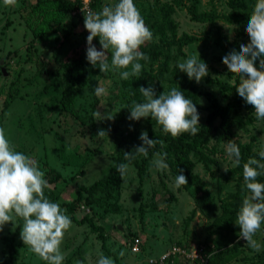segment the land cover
<instances>
[{
	"label": "rangeland",
	"instance_id": "374dc122",
	"mask_svg": "<svg viewBox=\"0 0 264 264\" xmlns=\"http://www.w3.org/2000/svg\"><path fill=\"white\" fill-rule=\"evenodd\" d=\"M38 1L17 0L15 6H5L3 0H0V60L3 57L0 64V127L6 129L8 139L16 151L37 161L49 183L45 192L52 190L58 197L60 206L66 209V206L76 198L78 188L89 187L98 178L96 176L107 170L112 163L115 150L114 134L124 137L127 146H130L141 141L139 136L142 131L154 130L158 133L161 127L151 117L130 121L128 119L130 113L125 115L121 122L115 123L117 113L124 107L121 96V92L125 91L123 83L130 80V78L122 80L119 72L109 71L105 74L100 71L98 65L97 72L89 75L83 85L69 79L66 63L73 54L87 49L89 33L84 31L83 24L76 27L72 25L70 16L62 19L53 17L54 19L49 20L48 14L59 9L51 8V4H47L48 10L42 12V19L38 23L36 21L38 14L35 17L32 12ZM52 1L54 0H47L45 3ZM227 1L134 0L142 16L147 15L148 8L153 4L173 6L171 18L178 26V36L182 33L201 35L204 31L219 26L231 41L240 45L247 44L250 37L246 27L231 26L224 22L223 17L228 12ZM256 2L257 0H246L252 11ZM116 3L118 0H103V6H112ZM194 8L198 13L215 10L221 20L217 19L213 23L194 22L189 14V10ZM43 15H46V19ZM50 21L53 22V26L47 29V22ZM154 21L151 18L145 22L150 27ZM69 29H72V35L64 38L61 32ZM150 30L153 32L152 28ZM153 34V40L156 41L157 35L154 32ZM46 35L49 37L45 38ZM93 43L97 49L101 48L99 37H96ZM182 51L185 57L175 48H171L158 61L167 66V71H164V82H159L155 77L152 79L157 71V64L146 65L144 75L146 87L154 85L157 93L170 91L173 87L178 89L177 81L170 75L171 70L178 67V62L191 55L199 58L200 54L201 60L208 66L209 75L200 83L195 82L197 89L208 91L221 105L231 103L237 93L233 86L239 82V78L230 73L223 63L225 55L212 45L206 53H202L201 44L186 46ZM124 70L128 69L121 71ZM98 80L106 87L107 96L97 97L94 94L93 88L99 83ZM70 87L79 88L74 98ZM195 104L200 115V125H203L211 111L209 101L205 97H200ZM5 113L10 115L6 116ZM105 113H111L114 119H103ZM241 117L245 128L240 129L237 122L233 123L235 139L241 140L244 144L253 140V144L261 148L264 145V119L257 120L255 112L247 114L244 111L241 112ZM100 129L107 130L109 135L103 138L96 136ZM94 151H97V154L93 158L91 153ZM204 152L210 159L209 169L206 170L202 164L196 163L194 171L205 182L212 196L210 210L194 209L190 192L175 187V171L170 167L164 172H160L154 166L149 167L144 173L147 178L142 186L143 195L140 197L137 191L138 182L131 168L124 179L122 196L124 214L129 220L118 216H116L118 219L110 218L113 216L106 215L97 206H93V210L89 209V206L84 204L86 193H83V200L75 213L72 214L66 209V214L77 221L84 214L92 215L95 223L103 226L109 238L103 250L97 233H91L85 223L79 225L74 221L62 244V252L65 254L63 264H68L69 258L70 264H78V255H74L76 253L74 250H78L84 243L82 255L86 259L85 264H97L101 254L111 257L109 253L122 260L120 262L122 264L131 263L133 260L135 264H146L151 256L157 257L174 245L192 250L202 244L217 252L216 255H210V264H264V225L255 237L262 245L260 252L247 247L246 242H243L244 245L241 247L242 243L238 240L240 228L235 223L237 216L230 206V196L235 192L238 175L231 176L228 181L223 178L225 168L235 167L226 153V141L218 133H213ZM82 159L85 162L81 165ZM89 159L93 160L87 162ZM82 168L85 169V174L84 171L81 172ZM56 173L59 174V180L56 179ZM241 185L243 201L247 195L243 179ZM141 202L155 206V209H145L143 226L138 216L132 217L131 212ZM134 214L138 215L137 212ZM20 220L21 218H17L16 227ZM116 225L122 227V233L129 229L132 234L125 238L126 234L122 236L120 230L115 229ZM13 227V224H7L0 234L13 237L16 245L24 248L18 251L21 259L17 264H46L21 240V229L14 233L16 227L14 231ZM131 242V246L137 245L140 251V245H143L140 255L130 252ZM233 245L240 246L232 248ZM5 246L0 239V259L8 255ZM121 251L125 253L122 257L119 255ZM177 259L176 264H187L189 261L183 256H178Z\"/></svg>",
	"mask_w": 264,
	"mask_h": 264
},
{
	"label": "clouds",
	"instance_id": "9594fccd",
	"mask_svg": "<svg viewBox=\"0 0 264 264\" xmlns=\"http://www.w3.org/2000/svg\"><path fill=\"white\" fill-rule=\"evenodd\" d=\"M3 3L5 6H15L17 0H3ZM84 27L89 33L86 59L93 67L99 65L102 73L119 72L122 80H128L141 74L143 65L140 61H150V56L142 52L141 48L153 41L154 34L146 25L134 0H118L115 5L104 6L99 12H88L85 14ZM246 32L250 42L242 43L239 51L231 50L223 57V63L230 73L239 78L236 92L246 104L254 108L257 120H261L264 119V0L255 3ZM96 37H99L100 49L93 43ZM177 66L187 74L189 80H195L196 83L209 75L208 66L201 60L200 54L199 58L196 55L189 56L178 62ZM93 91L97 97L108 95L102 81L94 86ZM139 92L144 100L133 102L129 108L130 121L151 117L173 138L185 133L192 136L199 133L201 125L198 109L183 91L173 87L158 95L154 85L150 84L148 87L141 86ZM5 115L9 116L10 113ZM103 119L112 120L114 116L105 113ZM108 135L107 130L100 129L96 136L103 138ZM139 139L142 145L136 146L132 152H124L128 163H120L116 167L122 179L131 171L133 160L138 156L147 158L150 152L153 157L152 166L160 172L169 168L166 163L167 152L163 151V140L150 139L147 131H142ZM157 144L161 150L153 151ZM226 153L234 166L241 164V149L235 140L227 142ZM261 176H264V145L258 152V158L250 157L243 163L247 195L243 198L235 221L240 228L239 238L255 252H260L262 248L255 237L264 225V183L258 179ZM187 184L188 178L184 170L180 169L175 178V187ZM48 187L45 172L40 170L37 161L16 151L8 139L6 129L0 127V232L9 223L13 224L14 231L17 218H21L23 225L20 238L30 251L46 264H63L65 254L62 252V244L73 222L66 214V209L45 195ZM124 254L121 251L119 255L122 257ZM78 264H83V261ZM97 264H115V261L101 254Z\"/></svg>",
	"mask_w": 264,
	"mask_h": 264
},
{
	"label": "trees",
	"instance_id": "16d2710c",
	"mask_svg": "<svg viewBox=\"0 0 264 264\" xmlns=\"http://www.w3.org/2000/svg\"><path fill=\"white\" fill-rule=\"evenodd\" d=\"M47 0H39L37 5L33 7V15L36 14V21L39 23L42 19V12L46 9L48 10V5L51 4V8L57 9L56 11H51L50 16H48L49 20L53 17H57L58 19L66 18V16L71 17V24L75 27L78 24L84 25L85 14L86 12L81 10L82 1L81 0H54L49 3H45ZM228 12L223 17L224 22L228 25L234 26H247V22L249 20V16L252 13L251 6L246 3V0H228L227 3ZM103 0H92L90 3L91 12H99L102 10ZM173 13V6H168L166 4L157 5L153 4L148 8L147 15L143 16L145 21H150L151 18L155 20L149 25V28H152L153 32L157 35L156 41H151L146 45L142 46L141 51L150 56V61H140L143 65L142 72L139 76L130 77L129 81H124L123 87L125 91L121 92V96L123 99L124 107L117 113L115 118V123L121 122L125 115L130 113L131 106L133 102H142L144 100L142 94L139 92V88L141 86L146 87L145 84V67L148 64H157V71L152 79L155 77L159 82H164V71H167L166 64L160 61L166 54L167 51L171 48H175L178 53L184 56L182 49L186 46L201 44L202 53H206L209 46L212 45L218 48L224 55L228 54L231 50L235 49L239 51L240 44L231 41L229 37L223 33L221 27H216L215 29H210L204 31L201 35H189L187 33H182L178 36L177 33V24L171 18V14ZM190 18L194 22L198 23H213L220 17H217L216 11L211 10L209 12H201L198 13L196 8L189 10ZM43 18L46 19V15H43ZM53 18V19H54ZM221 20V19H219ZM53 26V22H47V29ZM87 31L86 29L84 30ZM64 38H68V36L72 35V29L61 32ZM169 34V35H167ZM49 35H46L45 38H48ZM87 48V46H86ZM86 50L82 49L80 53L73 54L72 58L66 63V71L68 72L69 79H72L74 83L83 85L87 80V77L91 74H94L98 70V65L93 67L86 59ZM203 56V54H201ZM185 57V56H184ZM183 57V58H184ZM165 61V60H164ZM158 62V63H157ZM166 62V61H165ZM167 63V62H166ZM1 66V65H0ZM130 70V68L128 69ZM176 81L179 86L178 89L183 91L184 95L187 98H190L194 103L200 97H205L209 101L210 113L206 117V123L200 126V131L197 135L192 136L189 133L182 134L178 138H173L170 134L165 133L162 130H159L156 133L154 130H148V135L150 139L163 140L164 141V149L163 151L167 152L166 163H168L169 167L175 171L174 175L177 177L179 175V170L183 169L184 174L188 178V184L181 186L180 188L186 192H190L191 198L194 202V209H200L203 211H208L211 209L210 201L212 200V196L208 189L206 188L205 182L200 178V176L194 171L196 163H200L203 167L208 170L210 159L206 156L204 152L205 146L209 143L210 138L213 133H218L225 141L226 144L229 140H235L241 149V164L235 166L233 168H229L223 178L225 181H228L229 178L233 175H238V181L235 185V192L232 194L230 206L233 209V213L237 216L239 208L242 205V197H243V188L241 185V181L243 179V163L247 161L250 157H257L258 152L261 148H257L256 144H253L252 140L249 143H242L241 140L235 139V134L233 132V123L237 122L238 127L240 129L245 128V123L241 117V112H246L247 114L254 113V108L251 105L246 104V102L241 98L238 93H236L231 103H227L226 105H221L218 100L211 95L208 91L198 90L196 83L194 80H189L186 73L181 72L178 67H174L171 70L170 74ZM239 82H237L234 86L237 87ZM73 98L76 96V92L78 89H72ZM229 91V88H224ZM158 95L160 93H157ZM63 95V94H62ZM252 118H249L251 120ZM115 150L112 155V160L107 168V170L100 172L96 177H98L89 187L80 186L76 192V198L66 206V209L70 213H75L78 209V206L81 204L83 200V193L87 194V197L84 201V204L89 206V209L93 210V206H97L101 211H103L106 215H111L116 218L124 217L126 220H129L128 217H125L124 208L122 205V196L124 189V179H122L119 173L116 171V167L120 163H128V161L124 158V152H132L136 146L142 145L141 141L135 142V144H131L127 146L126 139L124 137H120L118 134L113 135ZM254 139V138H253ZM161 147L157 144L156 148L153 151H160ZM97 154V151L91 153L92 157ZM99 154V153H98ZM91 157V158H92ZM94 158V157H93ZM152 152L149 153L147 158L143 156H138L135 160L131 162V168L135 173V179L138 182V193L140 197H142V186L146 180L144 173L147 172L149 167H153L151 164L152 161ZM195 159V160H194ZM93 159H89L87 162ZM85 162V160H81V165ZM86 162V163H87ZM85 163V164H86ZM85 166V165H84ZM82 168L81 172L85 169ZM83 174V175H84ZM82 175V176H83ZM81 176V177H82ZM56 179L59 180V174L56 173ZM261 183H264L263 176L258 178ZM45 195L53 202L58 203V197L53 194V191L45 192ZM170 198V197H169ZM155 209L154 204H146L141 202L138 207H134L132 209V217L138 216L139 222L141 226H143L144 220V212L145 209ZM194 211V210H193ZM137 212L138 215L134 214ZM73 220L72 222L79 225L83 224L90 229L91 233H97L98 238L101 241V248L105 250V244L107 239L109 238L106 230L103 229V226H99L95 223L94 217L89 214H84L83 217L79 221ZM85 223V224H84ZM23 225V220L21 219L18 222L16 230L14 233H18ZM117 226V225H116ZM115 226V229L117 227ZM121 235H125L127 238L130 234L129 229H125ZM122 235V236H123ZM0 239L3 243L6 244L5 248L8 252L7 257L0 259L2 264H17L18 260L21 259L18 251L24 249L23 247H19L14 242L13 237H7L5 235L0 234ZM130 248L132 247V242L129 244ZM243 242L241 247L243 246ZM85 243L82 246H79L78 250L74 255H78L77 260L83 261V264L86 263V259H84L82 255V249H84ZM202 246L204 252L208 255H214L216 251L210 249L206 245H198ZM240 245H233L232 248ZM173 247V246H172ZM4 248V249H5ZM100 248V249H101ZM171 248V247H170ZM141 251L138 249L137 253H132L134 255H140L143 250V245H140ZM229 249V248H228ZM81 250V251H80ZM167 251V250H165ZM161 252L159 255L164 253ZM217 253V252H216ZM111 258L115 261V264H122V260H120L116 255L109 253ZM17 255V256H16ZM216 255V254H215ZM151 256L150 258H152ZM211 257V256H210ZM176 256H170L164 262V264H176L177 262ZM210 260V258H209ZM187 261V260H185ZM71 258H69L68 264H70ZM193 262V261H191ZM134 263V260L131 262ZM123 262V264H131ZM147 263V262H146ZM194 264H199L198 260L193 262ZM29 264V263H27Z\"/></svg>",
	"mask_w": 264,
	"mask_h": 264
},
{
	"label": "built area",
	"instance_id": "2783aa9c",
	"mask_svg": "<svg viewBox=\"0 0 264 264\" xmlns=\"http://www.w3.org/2000/svg\"><path fill=\"white\" fill-rule=\"evenodd\" d=\"M82 1V8L81 10L85 11L86 14L90 12V3L92 0H81ZM239 242H245L243 239H240L238 237ZM204 248L202 246H196L192 250H185L180 248L179 246L174 245L171 249L165 251L161 255H158L157 257L149 258L147 260V264H164L165 260L169 258L170 256H176V257H186L187 260L196 262L198 260L199 264H210L209 258L210 255L206 254L203 250ZM132 253L138 252L137 245H133L131 247Z\"/></svg>",
	"mask_w": 264,
	"mask_h": 264
},
{
	"label": "water",
	"instance_id": "95a60500",
	"mask_svg": "<svg viewBox=\"0 0 264 264\" xmlns=\"http://www.w3.org/2000/svg\"><path fill=\"white\" fill-rule=\"evenodd\" d=\"M1 61L3 62V57H1L0 64H2ZM117 229L121 231L122 230V227L121 226H117Z\"/></svg>",
	"mask_w": 264,
	"mask_h": 264
},
{
	"label": "crops",
	"instance_id": "0c3cea01",
	"mask_svg": "<svg viewBox=\"0 0 264 264\" xmlns=\"http://www.w3.org/2000/svg\"><path fill=\"white\" fill-rule=\"evenodd\" d=\"M132 264H135V262L134 263H132ZM182 264H184V263H182ZM187 264H194L193 262H191V261H188V263Z\"/></svg>",
	"mask_w": 264,
	"mask_h": 264
}]
</instances>
